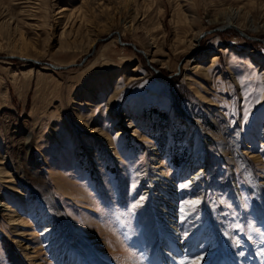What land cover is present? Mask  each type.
Instances as JSON below:
<instances>
[{
    "label": "rangeland",
    "instance_id": "374dc122",
    "mask_svg": "<svg viewBox=\"0 0 264 264\" xmlns=\"http://www.w3.org/2000/svg\"><path fill=\"white\" fill-rule=\"evenodd\" d=\"M229 8L245 35L221 26ZM260 18L264 0H0V264H56L38 235L23 239L25 255L10 219L30 221L25 207L42 194L16 150L20 128L57 212L107 263L164 264L145 191L157 177L175 181V224L182 240L207 241L206 264H242L248 245L264 264L253 186L264 194V31L250 29ZM183 121L211 159L193 183L176 176Z\"/></svg>",
    "mask_w": 264,
    "mask_h": 264
},
{
    "label": "bare ground",
    "instance_id": "6f19581e",
    "mask_svg": "<svg viewBox=\"0 0 264 264\" xmlns=\"http://www.w3.org/2000/svg\"><path fill=\"white\" fill-rule=\"evenodd\" d=\"M239 9L240 8H229L226 11L225 20H222L223 25L230 23L232 26L239 28V25L234 22L237 21L240 16ZM244 19L247 23L251 21L246 14ZM250 29L254 31H264V19L260 18L257 23L253 25V28ZM94 44L93 42L92 45ZM191 48V52L195 50L193 46ZM143 53L147 54V51L143 50ZM214 58L215 57L212 59ZM23 60L26 62H33L35 59L25 58ZM150 60L152 61V58H150ZM52 65L57 66L54 64ZM53 66L51 67L59 69ZM263 98L264 95L259 98L258 104L262 103ZM183 123L187 131L184 143L189 147V153L177 168L176 176L177 178H187L188 183H193L210 164L211 159L207 153L205 141L199 130L188 121H183ZM18 134L19 138L16 140L17 153L20 154L23 152L25 154L23 156V162L33 172L32 176H30L31 180L35 186L41 189L43 194L37 196L33 205H30L31 202H29V206L25 207L26 213L29 214L30 221L20 218L19 211H17L15 215L12 213L10 216L12 223H14V231L17 232H14V234L17 235V238L22 237L17 240L20 244H23L24 254L28 255L26 249L30 247V244L28 240L24 241L23 239L28 235L29 239H34L37 237L36 235H38L41 237L42 248L45 249L49 257L56 262V264H109L104 261V259L92 249L89 242L84 237H81L80 234L68 224L67 220L57 212L55 206L50 201L49 193L46 192V189L43 187V180L40 177L42 167L40 163L34 161L33 155H31V132L25 128H20ZM100 136L109 141L105 133H100ZM229 139L231 142H234L236 135H231ZM110 147L112 146L109 145V148ZM156 149L155 147L153 148L155 152H157ZM235 151L238 153L236 145ZM111 152L112 154L116 153L114 150ZM114 157L119 158V155H114ZM3 172V168L0 166L1 176ZM159 181L160 179L157 177H150L147 180V189H145V191L152 195L156 223L158 226L157 238L162 262L164 264H175L174 259L186 252L194 255L195 259L191 264H206L208 258L213 254L212 250L207 249V241L199 238H195L194 240H182L179 227L175 224V218L177 217V194L174 192L176 187L175 181L171 182L167 180L166 183H161ZM253 186L259 202L264 207V194L258 189V184H253ZM0 206L5 209L8 208V205L4 204V202H1ZM246 250L247 254H243V258L240 259V261L242 264H252L255 260V253L249 245Z\"/></svg>",
    "mask_w": 264,
    "mask_h": 264
},
{
    "label": "water",
    "instance_id": "95a60500",
    "mask_svg": "<svg viewBox=\"0 0 264 264\" xmlns=\"http://www.w3.org/2000/svg\"><path fill=\"white\" fill-rule=\"evenodd\" d=\"M229 26H232V25H231L230 23H227V24H225V25L222 26V27H229ZM222 27H217V28H215V29H221ZM234 27H235V26H234ZM235 28L238 29L237 27H235ZM212 30H213V29H212ZM238 31H239L240 33H242V31H241L240 29H238ZM112 33H117V31L109 33L107 37H110ZM204 33H205V32H204ZM242 34H243V33H242ZM202 35H203V34H200L199 37H198V39H199ZM243 35H245V34H243ZM105 38H106V37H105ZM105 38H104V39H105ZM120 43H121V44H125V45H126V44H128V45H132L136 50L141 51L140 49L136 48V47L134 46V44L131 43V42L120 41ZM19 58H20V59H25L24 57H20V56H19ZM33 61L36 62V63H39V61H37V60H33ZM49 65L53 66V65L50 64V63H49ZM53 67L63 68L64 66H53ZM152 68H153L154 71L158 72V70H157L156 68H154V67H152ZM160 75H161V77H163V78H168V76H166V75H164V74H160Z\"/></svg>",
    "mask_w": 264,
    "mask_h": 264
}]
</instances>
